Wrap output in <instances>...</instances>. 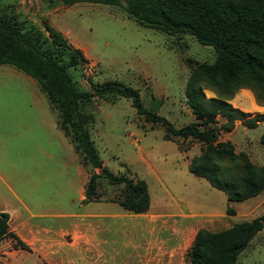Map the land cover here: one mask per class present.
Masks as SVG:
<instances>
[{"label": "rangeland", "instance_id": "rangeland-1", "mask_svg": "<svg viewBox=\"0 0 264 264\" xmlns=\"http://www.w3.org/2000/svg\"><path fill=\"white\" fill-rule=\"evenodd\" d=\"M0 16L28 37L45 41V47L66 66L78 90L93 92L92 85L116 82L138 90L143 108L175 128L194 121L186 103V80L194 63H212L215 54L192 36L167 35L140 26L120 6L0 0ZM45 26L58 31L66 47H55ZM76 49L83 59L74 54ZM72 60L77 64L71 65ZM4 70L14 69L0 67V209L13 214V225L26 220L19 232L31 241L32 251H13L6 238L0 242V264H143L139 248L147 240L143 232L147 219L135 214L129 220L110 218L125 214L116 201L121 186L109 185L103 178L97 180L98 201L80 199L74 152L56 129L57 112L34 80L16 70L14 77ZM204 94L208 99L216 98L210 90ZM17 96H23L24 102ZM248 99L259 106L248 89L238 90L227 103L251 109ZM83 112L93 118L88 130L104 168L115 175L143 180L149 190L151 214L169 207L171 212L187 217L223 215L212 232L261 215L264 201L256 203V196L246 202L228 203L223 192L205 181L192 183L186 162L198 155L200 144L188 138L181 140L190 147L180 152L174 141L164 139L161 126L136 114L129 100L108 103L94 99ZM262 130L259 125L251 129L239 125L229 136L220 132L219 140H230L237 153H254L255 163L264 165V148L259 142ZM228 207L233 214L226 212ZM127 224L136 225L132 236ZM37 227L43 228L42 236L56 240L52 248H44L42 238L35 234ZM72 231L89 236L92 246L84 242L76 246L71 235L61 236ZM64 242L71 243V249ZM190 243L187 238L185 250ZM37 250L46 255L45 260L35 253ZM236 264H264V229L238 255Z\"/></svg>", "mask_w": 264, "mask_h": 264}, {"label": "trees", "instance_id": "trees-1", "mask_svg": "<svg viewBox=\"0 0 264 264\" xmlns=\"http://www.w3.org/2000/svg\"><path fill=\"white\" fill-rule=\"evenodd\" d=\"M52 5L54 0H42ZM64 6L90 3L120 6L143 27L167 35L188 34L201 46L213 49L212 63H194L186 80L185 97L194 121L175 128L165 118L146 111L136 89L116 82L92 85L93 92L78 90L51 48L45 41L30 38L6 18L0 16V66L15 68L34 80L57 112V128L72 144L79 162L88 172L83 188L84 202L98 201L97 180L121 186L116 199L123 211L143 214L150 198L143 180L107 171L91 140L88 128L93 118L83 107L94 99L114 103L129 100L137 115L153 125L161 126L164 139L175 142L180 152L189 144H200L198 155L189 160L188 170L203 178L226 196L227 202H243L264 190V165L250 162L243 152H235L230 141H220L219 133H230L236 121L243 127L263 124L259 142L264 148V113L250 115L227 103L240 89L250 90L259 106L264 107V0H59ZM45 32L55 47H66L63 36L50 26ZM74 54L83 59L80 50ZM75 60L71 65H76ZM210 90L216 98H206ZM220 120V122H219ZM91 170V172H90ZM228 214H233L227 208ZM264 229V213L250 221L211 232L198 230L184 253L185 264H236L238 255L252 238ZM8 238L13 251L31 253L30 247L9 229V214L0 212V242Z\"/></svg>", "mask_w": 264, "mask_h": 264}, {"label": "crops", "instance_id": "crops-1", "mask_svg": "<svg viewBox=\"0 0 264 264\" xmlns=\"http://www.w3.org/2000/svg\"><path fill=\"white\" fill-rule=\"evenodd\" d=\"M6 66L7 65H2L0 67H6ZM7 67H11V66H7ZM11 68H13V67H11ZM13 69L16 70L15 68H13ZM14 70H4V72H6L7 74H10L11 76L14 77V76H16L15 72H13ZM16 71H18V70H16ZM17 80H18L17 83L20 84V80L19 79H17ZM22 83H24V82H22ZM16 99L24 102L23 96H17ZM236 100H237V102L241 103L240 98L238 96H237ZM248 102H249L251 109H245L244 107H242L240 105H236L234 103L233 104L231 103V104L233 107H236L243 112H254V113H258V114L264 113V107L257 106L250 99H248ZM239 125H241L239 122H235L233 131H231L230 133H226V135L229 136L230 134H232L234 132V130L237 128V126H239ZM259 126H261L263 129V124H259ZM56 129H58L57 124H56ZM219 139H220V136H219ZM220 141H230V140L221 139ZM70 145H71L72 151L74 152L71 143H70ZM245 154L248 156L251 163L258 165L255 163L254 153L248 152ZM191 158L192 157H190V159ZM73 161H74L73 162L74 177L78 178L80 185H81V187H80V199L84 200L83 188H84V185L88 179L89 174H88L87 170L79 162L78 156L75 152H74ZM188 164H189V162H186L187 166H188ZM190 181L194 184H197V183L201 184L202 181H205V180L203 178H200V177H197V176L191 174ZM205 182L208 183L207 181H205ZM208 185H209V183H208ZM147 189H148V186H147ZM210 191H212V190H210ZM212 193H215V192H212ZM148 194H149V190H148ZM263 196H264V190L259 195H257L255 197L256 198L255 202L256 203L263 202L264 201V198H262ZM149 198H150V196H149ZM248 200H246V201H248ZM107 202H112V201H107ZM150 208H151V199H150V205H149L148 211L146 213H143V214H137L140 217L147 219L146 223L144 224V228H143V232L145 233V235H147V240L145 241L144 246L139 248L142 251L140 257H141V259L144 260L143 264H185V262H184V253L186 251L185 246H184L185 240L187 238H189V240L192 241L195 233L200 229H205V230L211 231L212 228L219 226L220 220L223 219V217H224L223 215L222 216L221 215L216 216L213 214L212 215L209 214V215H205V216L200 215L198 217L196 215H191V216L187 217L186 215H177V214L171 212L169 207H164L163 211L161 213L151 214ZM0 212H6V210L0 209ZM261 212H262L261 213V215H262L264 213V206H263ZM6 213L9 214V229L11 231H13L31 249V241L28 240L27 238L23 237L21 235V233L19 232V228L26 225V223H25L26 220H22V222L20 223L19 226L13 225L12 224L13 214L10 211H7ZM105 217L109 218V216L103 215V218H105ZM110 218H112L114 220H129V219H131V214L126 213V212H125V214L118 213V214H115L113 216L110 215ZM126 229L128 231V235L131 233H135L137 231L136 225H133V224H131V225L127 224ZM219 231H221V230H219ZM35 232H36L35 234H37L39 237L42 238L44 248H52L56 244V240H52L51 238L44 236V235L42 236V233L44 232L43 228L37 227V229H35ZM69 235H71L72 238L76 239L75 240L76 246H78V244L81 242H84L86 246H92L93 242L89 236L82 235V234L75 232V231H72L71 233H64V232L61 233L62 237L64 236L67 238V236H69ZM131 236H132V234H131ZM2 241H5V239ZM134 242L135 241H130V243H132V244ZM68 244H71V243L64 242V245L67 248L71 249L70 246H68ZM44 248H43V251L45 250ZM31 251H32V249H31ZM34 251H36V250L34 249ZM35 253H37V255H40V257L43 258V260L46 259V255L42 251L37 250V252H35Z\"/></svg>", "mask_w": 264, "mask_h": 264}]
</instances>
